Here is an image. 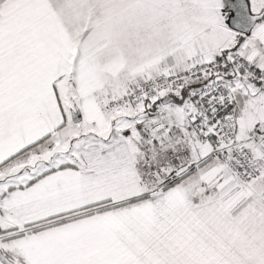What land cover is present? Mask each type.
<instances>
[{"label": "snow or ice", "instance_id": "1", "mask_svg": "<svg viewBox=\"0 0 264 264\" xmlns=\"http://www.w3.org/2000/svg\"><path fill=\"white\" fill-rule=\"evenodd\" d=\"M0 264H264V0H0Z\"/></svg>", "mask_w": 264, "mask_h": 264}]
</instances>
